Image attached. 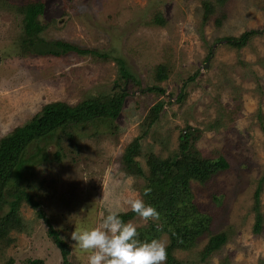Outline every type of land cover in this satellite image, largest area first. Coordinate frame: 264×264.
I'll list each match as a JSON object with an SVG mask.
<instances>
[{
  "label": "rangeland",
  "instance_id": "rangeland-1",
  "mask_svg": "<svg viewBox=\"0 0 264 264\" xmlns=\"http://www.w3.org/2000/svg\"><path fill=\"white\" fill-rule=\"evenodd\" d=\"M204 1L44 0V38L122 56L132 74L125 79L113 58L75 52L62 57L17 54L20 18L0 0V137L47 102L72 105L112 90L128 91L115 119L93 118L59 130L52 139L44 137L27 147L17 167L22 183H41L44 213L67 241L70 261L87 264V255L73 248L75 227L99 226L108 208L128 211L125 201L140 195L143 178L125 174L120 158L141 133L149 108L161 100L159 118L148 127L141 140L143 155L137 157L145 170L149 146L166 157L177 149L186 125L204 129L217 121L220 126L204 130L196 144L229 163L204 184L191 181V189L200 209L212 216L211 231L232 226L235 236L208 261L187 264L264 263V219L259 235L252 228L253 194L264 175V134L257 118L259 109L264 114V0H227L207 18ZM156 10L167 22L164 27L144 24ZM248 29L258 33L240 49L224 39ZM166 59L171 71L159 83L164 89L159 95L147 87L154 84L155 65ZM260 204L264 218V181ZM20 211L28 227L11 233L13 241L0 250V264L9 258L12 264L27 258L60 264V252L36 209L23 203ZM130 221L137 227L148 224L137 216ZM161 237L168 239L167 234ZM207 237L199 240L197 250ZM193 253L178 251L175 256L192 260Z\"/></svg>",
  "mask_w": 264,
  "mask_h": 264
},
{
  "label": "trees",
  "instance_id": "trees-1",
  "mask_svg": "<svg viewBox=\"0 0 264 264\" xmlns=\"http://www.w3.org/2000/svg\"><path fill=\"white\" fill-rule=\"evenodd\" d=\"M226 1H204L202 3L204 18L215 15L216 5H223ZM4 4L14 8L20 18L21 34L15 42L17 54L62 57L67 52H75L90 54L96 59L113 58L119 65L121 77L131 78L132 74L127 69L126 61L122 56L112 57L107 52L80 47L62 39L44 38L42 32L47 27L42 18L44 0H4ZM224 16L222 14L221 18ZM215 21L218 23L219 18ZM166 23L160 10L154 11L152 17L144 22L148 26L159 27H164ZM257 33L256 29H248L238 37L230 36L224 39L229 45L240 49ZM170 69L171 64L168 59L155 65L152 73L154 84L147 87V90L157 92L159 95L163 94L164 89L159 83L168 79ZM127 94L128 91L119 89L83 99L72 105L60 100L47 102L27 122L14 127L9 133L0 137V250L13 241L12 232H23L28 227L27 220L20 211L22 204L26 203L36 209L38 217L45 222L47 235L60 252V264H76L68 258L67 241L55 228L51 218L44 213V205L40 198L41 183L29 181L25 185L22 183V176L15 173L21 156L29 145L38 144V141L44 137L52 139L54 133L75 123L88 122L93 118L115 119L122 109ZM162 107L163 101L160 100L149 108L141 122V133L125 147L120 158V168L125 174L143 178L144 183L138 186L140 195L160 214L159 221H149L147 225L137 227L139 239L150 241L167 234L166 264H187L186 261L206 262L235 236L232 226L216 233L211 231L212 216L200 209L191 189V181L204 184L214 174L229 167L228 161L222 155H207L196 144L204 130H211L220 124L217 121L204 129L186 125L179 133L177 149L166 157L153 153L152 146H149L145 153V170L137 160L138 156L143 155L141 140L147 136L148 127L159 118ZM257 118L264 134V114L260 109L257 111ZM263 181L264 175L253 194L254 235H259L263 229L264 218L260 210V191ZM146 188H151L152 191L144 196ZM213 198L220 201L216 195H213ZM120 214L125 222L136 216L131 210ZM203 235H208L207 241L197 250ZM178 251L194 252L192 260L175 256ZM12 263L13 259L9 258L2 264ZM22 264H45V260L27 258Z\"/></svg>",
  "mask_w": 264,
  "mask_h": 264
},
{
  "label": "clouds",
  "instance_id": "clouds-1",
  "mask_svg": "<svg viewBox=\"0 0 264 264\" xmlns=\"http://www.w3.org/2000/svg\"><path fill=\"white\" fill-rule=\"evenodd\" d=\"M151 191L146 188L143 195ZM125 203L145 223L160 219L157 209L138 194ZM71 240L75 241L73 248L87 255V264H166L167 261L168 241L165 238L139 239L137 225L125 222L120 210L111 207L99 226L75 227Z\"/></svg>",
  "mask_w": 264,
  "mask_h": 264
}]
</instances>
